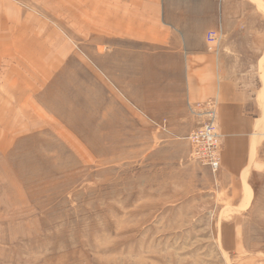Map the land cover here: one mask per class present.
<instances>
[{"label":"rangeland","instance_id":"1","mask_svg":"<svg viewBox=\"0 0 264 264\" xmlns=\"http://www.w3.org/2000/svg\"><path fill=\"white\" fill-rule=\"evenodd\" d=\"M10 2L0 264H264V135L251 201L233 207L220 169L193 157L201 119L182 107L163 35L118 30L101 0ZM206 2L229 16L216 44L241 43L238 80L264 94V0Z\"/></svg>","mask_w":264,"mask_h":264},{"label":"crops","instance_id":"2","mask_svg":"<svg viewBox=\"0 0 264 264\" xmlns=\"http://www.w3.org/2000/svg\"><path fill=\"white\" fill-rule=\"evenodd\" d=\"M198 1L101 0V11L107 17L117 16L118 30L141 29L163 35L170 51L166 56L177 63L173 70L179 78L185 111L197 103L214 101L220 136L219 181L227 190L229 205L247 207L251 195L246 182L264 135V94L256 91L251 96L238 80L245 76L240 73L241 43L219 42L210 47L205 41L207 31L226 26L229 16L225 7ZM6 13H14L11 2L0 0V29L10 31L13 28L5 21ZM238 28L235 30L241 34ZM244 34L241 36L246 38L245 30ZM261 58L256 60V70Z\"/></svg>","mask_w":264,"mask_h":264},{"label":"built area","instance_id":"3","mask_svg":"<svg viewBox=\"0 0 264 264\" xmlns=\"http://www.w3.org/2000/svg\"><path fill=\"white\" fill-rule=\"evenodd\" d=\"M205 41L210 47L218 41V32L210 30L205 35ZM195 117L201 119L200 125L187 137L193 157L216 172L220 166V136L216 124L214 101L197 103L190 108Z\"/></svg>","mask_w":264,"mask_h":264},{"label":"bare ground","instance_id":"4","mask_svg":"<svg viewBox=\"0 0 264 264\" xmlns=\"http://www.w3.org/2000/svg\"><path fill=\"white\" fill-rule=\"evenodd\" d=\"M39 12V11H38Z\"/></svg>","mask_w":264,"mask_h":264}]
</instances>
